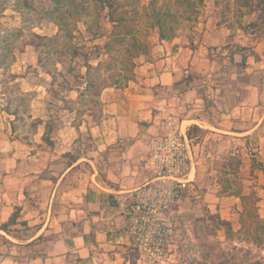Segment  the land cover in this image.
I'll return each instance as SVG.
<instances>
[{
    "label": "crops",
    "instance_id": "1",
    "mask_svg": "<svg viewBox=\"0 0 264 264\" xmlns=\"http://www.w3.org/2000/svg\"><path fill=\"white\" fill-rule=\"evenodd\" d=\"M149 39V53L135 59V79L99 91L97 119L67 115L31 143L0 140V238L9 242H0V264H136L129 216L119 204L152 177L148 141L164 107L179 112L188 147L187 188L167 213L172 222H189L183 240L199 233L190 223L200 214L185 213L195 201L222 220L227 203L235 204L236 236H242L236 191L253 193L263 217L262 55L256 61L247 56L239 73L248 80L238 83L240 100L231 103L233 90L223 91L234 88L213 84V60L189 54L174 39Z\"/></svg>",
    "mask_w": 264,
    "mask_h": 264
},
{
    "label": "rangeland",
    "instance_id": "2",
    "mask_svg": "<svg viewBox=\"0 0 264 264\" xmlns=\"http://www.w3.org/2000/svg\"><path fill=\"white\" fill-rule=\"evenodd\" d=\"M31 1L28 8L21 0H0V140L31 143L67 115L97 119L99 91L135 79H125L126 68L134 70L136 57L149 53V38L159 32L151 26L157 10L169 36L165 40L174 39L189 54L213 60V84L234 88L223 91L228 95L233 90L231 103L240 100L238 83L248 80L246 73H239L247 66V56L256 61L262 55L264 63V0H122L119 9L129 19L114 36L103 12L94 21L90 0ZM95 23L97 36L92 38L88 29ZM227 204L220 216L228 225L201 200L185 205L186 214H200L190 223L199 232L194 239L183 240L187 220L173 219L178 264H264V237L258 244L240 231L243 237L232 235L237 208Z\"/></svg>",
    "mask_w": 264,
    "mask_h": 264
},
{
    "label": "built area",
    "instance_id": "3",
    "mask_svg": "<svg viewBox=\"0 0 264 264\" xmlns=\"http://www.w3.org/2000/svg\"><path fill=\"white\" fill-rule=\"evenodd\" d=\"M160 112L159 129L148 141L152 177L125 194L119 204L129 216L136 264H178L171 258L174 226L167 213L187 188L189 154L179 129V112L174 107ZM237 152L236 147L231 150L232 155Z\"/></svg>",
    "mask_w": 264,
    "mask_h": 264
},
{
    "label": "trees",
    "instance_id": "4",
    "mask_svg": "<svg viewBox=\"0 0 264 264\" xmlns=\"http://www.w3.org/2000/svg\"><path fill=\"white\" fill-rule=\"evenodd\" d=\"M94 5V11H95V20L98 21L99 18V12L104 14V18L109 21L112 24V34L113 36L117 34L114 30L122 29L124 26H126L127 19H129L128 16H126L125 10H120L119 8L122 6V0H90ZM23 5L28 8H32V1L31 0H21ZM128 12V11H127ZM151 12H153V9H151ZM160 12L154 11L151 15L155 16L156 18L152 21L151 26H158L159 32L158 36L161 39H168L169 36H167L164 31L161 28V22L158 15ZM153 19V18H152ZM151 19V20H152ZM97 24L95 23V28L92 30V28H89L88 31L91 33V37L94 38L97 36ZM119 30V31H120ZM105 47L109 48V42L104 43ZM137 46H140L139 44H136ZM244 59L245 56L243 55ZM88 67V66H86ZM134 67V66H133ZM127 76H125L126 80L131 79L134 77L133 70H130L126 68ZM233 163H237L235 160ZM264 167V165H263ZM240 197L241 201V211L239 212L238 220L240 223L239 231L248 237H250L254 242L260 243V239L264 237V218H261L258 216L257 208L255 205V202L257 198L254 196L253 193H249L247 195L239 194L240 191H236ZM214 217H217L223 224H230L226 220L220 219L218 214H212ZM12 218H14V213L12 215ZM13 219H10L7 223L12 222ZM4 227V226H3Z\"/></svg>",
    "mask_w": 264,
    "mask_h": 264
},
{
    "label": "water",
    "instance_id": "5",
    "mask_svg": "<svg viewBox=\"0 0 264 264\" xmlns=\"http://www.w3.org/2000/svg\"><path fill=\"white\" fill-rule=\"evenodd\" d=\"M176 92H179V89L177 88Z\"/></svg>",
    "mask_w": 264,
    "mask_h": 264
}]
</instances>
